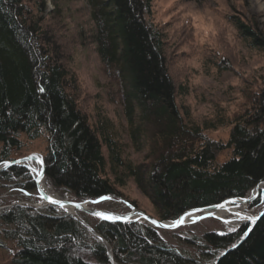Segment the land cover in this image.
I'll use <instances>...</instances> for the list:
<instances>
[{
  "label": "trees",
  "instance_id": "16d2710c",
  "mask_svg": "<svg viewBox=\"0 0 264 264\" xmlns=\"http://www.w3.org/2000/svg\"><path fill=\"white\" fill-rule=\"evenodd\" d=\"M35 1L38 13L28 0H0V162L21 149L22 133L29 140L43 136L45 178L57 191L80 198L113 194L134 203L120 189L132 179L159 219L244 196L264 180V70L241 81L243 100L235 112L196 120L182 100L185 85L169 71L164 33L147 18L151 0H85L90 40L118 85L129 139L137 152L146 148L135 161L124 155L126 144L112 120L101 114L91 121L82 108L69 58L39 15L42 2ZM229 16L245 45L264 54L257 23ZM232 64L224 56L214 60L220 72ZM222 124L230 125L225 142L207 135ZM223 149L230 153L218 161ZM12 179L25 188L34 184L21 165L0 171V180ZM79 213L54 204L3 206L0 235L13 242L15 264H204L147 222ZM183 240L211 255L207 264H264V214L250 227L208 230Z\"/></svg>",
  "mask_w": 264,
  "mask_h": 264
},
{
  "label": "rangeland",
  "instance_id": "374dc122",
  "mask_svg": "<svg viewBox=\"0 0 264 264\" xmlns=\"http://www.w3.org/2000/svg\"><path fill=\"white\" fill-rule=\"evenodd\" d=\"M40 1L43 10L39 15L43 17L44 25L53 29L55 39L63 45L64 53L69 58L70 70L76 74L82 108L87 111L91 121L101 114L111 119L121 140L126 144L124 155L135 161L141 160L146 148L137 152L132 145L119 99L118 85L106 74L95 50V44L90 40L92 22L87 2L85 0ZM28 2L37 11L36 1L28 0ZM262 2L264 3V0ZM232 13L239 15L246 22H256L257 27L264 32V11H257L253 0H151L147 18L164 33L169 71L175 82L185 85L187 90L182 95V100L190 106L192 117L196 120L214 116L219 111L228 115L235 112L243 100L239 93L241 81L244 78H251L255 71L264 70V54L245 45L230 20L229 15ZM221 56L227 57L233 63L230 70L220 72L215 67L214 60ZM229 130L230 125L222 124L214 129H208L206 133L213 139L225 142ZM21 139L24 144L21 149L13 150L12 158L30 152L43 154L45 147L43 136L29 140L22 133ZM229 153V149L221 150L217 160H224ZM29 173L33 179L30 171ZM20 183L18 179L0 180V207L17 201L32 203L41 201L42 198L35 184L25 188ZM120 189L127 197L134 200L135 204L122 196L111 195L110 199L100 200L95 205L125 212L129 207L120 200L119 197H122L146 213L156 215L148 198L136 187L132 179ZM59 193L68 197L74 196ZM254 201L255 203L252 204ZM263 208L264 192L249 202L246 210L257 214ZM59 209L66 212L61 207ZM77 216H81L80 213ZM89 219L93 221L95 218ZM245 224L249 226L251 223ZM240 226L232 228L222 219L208 216L174 229L158 228V232L165 241L179 251L187 253L198 262L207 264L213 261V257L205 256V253L203 254L194 245L189 246L183 238L201 237L202 233L208 230L223 232L238 229ZM0 242V264H15L13 242L2 235ZM220 253L221 251L218 255Z\"/></svg>",
  "mask_w": 264,
  "mask_h": 264
},
{
  "label": "water",
  "instance_id": "95a60500",
  "mask_svg": "<svg viewBox=\"0 0 264 264\" xmlns=\"http://www.w3.org/2000/svg\"><path fill=\"white\" fill-rule=\"evenodd\" d=\"M31 158L38 160L41 164V170L39 172V175H37V177H33V180H34V184L36 185L37 191L39 192L42 199L40 202H36V203L17 201V202L12 203V204L27 203V204L32 205V206H42V205H46V204H54V205H57L59 207H61V205L64 206V204H71V205H74L78 211L85 212V213H88V214L93 215V216H96L95 213H97V212H102V213H105L106 215H110L112 217H119V219H112V220H108V221H121V222L140 221V222H147L148 224H150L156 228L174 229V228H177L178 226L184 224L183 216L188 211H196V212H199L201 214V212L203 210H208V209H213V208L218 207L225 200H228V199L233 200V199H238V198L243 197V196L232 195V196L226 197L225 199H223L217 203H212V204H208V205L195 206L192 208H188V209L184 210L182 213H180L174 219H159L153 215L146 213L144 210L135 207L134 205H132L131 203H129L128 201H126L122 197H119L120 200H122L129 207V210L125 211V212H119V211H114V210H110V209L100 208V207L95 205V203L100 201L102 197H110L113 194H106V195H103V196L97 197V198H86V197L80 198V197L73 196V197H65V198L55 199V198L51 197L52 200L58 201V203H50L48 196L44 195L37 185L38 178L45 177V165H44V159H43L42 154L37 153V152H30V153L21 155V156L16 157V158L5 160L2 164H0V171L4 170L6 168H9L13 165H21V166L26 167L24 162L31 159ZM17 161L19 163H17ZM5 164L7 165L6 167H5ZM260 183H262V189L250 199V202L255 200L260 194H262L264 192V180L259 181L257 184H260ZM77 205H79V207H77ZM63 206L61 208H63ZM67 213H70V212H67ZM70 214L75 215L73 213H70ZM263 214H264V208L256 214L254 221L256 222L259 219V217ZM208 216H210V215L209 214H204V215L201 214L200 215L201 219L208 217ZM96 217H98V216H96ZM181 220L183 221L182 223L180 222ZM153 221H155V223H153ZM255 222H252L249 225V227L252 226Z\"/></svg>",
  "mask_w": 264,
  "mask_h": 264
},
{
  "label": "bare ground",
  "instance_id": "6f19581e",
  "mask_svg": "<svg viewBox=\"0 0 264 264\" xmlns=\"http://www.w3.org/2000/svg\"><path fill=\"white\" fill-rule=\"evenodd\" d=\"M254 7L257 11L262 12L264 11V3L262 0H253ZM26 167L29 169L33 177H37L38 173L41 170V164L36 159H29L24 162ZM35 169V171H33ZM37 185L42 191V193L48 197H53L55 199L65 198L68 197L67 195L59 193L52 185H50L45 177H40L37 180ZM262 189V183L257 184L251 187L246 194L238 199H228L225 200L222 204L218 207L208 210H203L201 212L202 215L209 214L210 216H214L217 218L222 219L227 226L235 228L240 225H243L247 222L252 223L256 217V213H252L246 210L250 199L256 195ZM223 205V207H220ZM63 209L67 212L73 213L77 215L79 211L76 209L74 205L71 204H64ZM199 212L196 211H188L184 216V224L194 222L200 220L201 215Z\"/></svg>",
  "mask_w": 264,
  "mask_h": 264
},
{
  "label": "snow or ice",
  "instance_id": "6c2138e0",
  "mask_svg": "<svg viewBox=\"0 0 264 264\" xmlns=\"http://www.w3.org/2000/svg\"><path fill=\"white\" fill-rule=\"evenodd\" d=\"M39 91L40 92H44V89L43 88H40L39 89ZM17 163H19L18 161H17ZM7 165L5 164V167H6ZM33 171H35V169H33ZM38 175H39V173H38ZM26 195H27V193H25ZM48 199H49V202L50 203H58V201H54V200H52V198L51 197H48ZM106 199H110L109 197H102L101 198V200H106ZM63 205H61V207H62ZM77 207H79V205H77ZM220 207H223V205H221ZM95 215L96 216H98L100 219H102V220H112V219H119V217H112V216H110V215H106L105 213H102V212H97V213H95ZM181 223L183 222L182 220L180 221ZM253 222H255V221H253ZM153 223H155V221H153ZM251 231V229H248V231H246V232H244L243 233V235L240 237V239H243L244 237H246V236H248V234H249V232ZM231 247L232 248H236L237 247V244L236 243H233L232 245H231ZM224 253H221V255H223Z\"/></svg>",
  "mask_w": 264,
  "mask_h": 264
}]
</instances>
